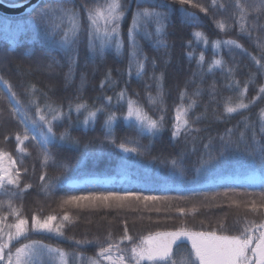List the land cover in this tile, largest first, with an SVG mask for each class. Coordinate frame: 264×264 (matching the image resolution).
I'll list each match as a JSON object with an SVG mask.
<instances>
[{"label":"trees","instance_id":"trees-1","mask_svg":"<svg viewBox=\"0 0 264 264\" xmlns=\"http://www.w3.org/2000/svg\"><path fill=\"white\" fill-rule=\"evenodd\" d=\"M74 2L79 5L83 0ZM262 2L147 0L138 8L137 0H132L119 28L122 48L113 44L102 60L90 58L86 18H82L79 56L72 65L43 31L38 34L28 26L30 12L19 17L0 14V153L17 167L15 183L0 187V218L12 220L16 212L28 227V239L23 237L14 246L43 243L64 252L67 264H79L81 258L97 259L99 248L75 241L119 244L125 228L137 244L157 233L175 231L239 236L248 229L259 236L258 226L264 224V185L218 181L253 172L264 176V167L239 153L217 161V151L203 146L211 142L218 150L220 136L242 144H251L253 136L264 137V92L260 91L264 71H258L264 64ZM160 4L166 7H150ZM251 4L256 7L250 8ZM144 9L164 12L168 20L157 23L154 18L138 17L139 47L133 60L129 28L133 14ZM71 27L66 21L64 30ZM53 57L58 63L49 69ZM121 93L123 99L118 101ZM241 99L247 107L226 111ZM129 101L157 122L164 117L157 135L137 137L130 126L134 123L125 119ZM78 105H83L79 111ZM89 111L96 117L88 118ZM109 112L116 117L111 124L116 143L138 147V152L125 153L105 138ZM178 112L181 128L173 138ZM50 124L57 137L65 135L67 143L58 142L53 148L45 135ZM111 177L117 180L108 185L67 184ZM109 193L127 199L90 198ZM71 195L89 198L70 201ZM145 196L157 199H142ZM48 216L56 217L51 232L37 231V221L43 223ZM128 243L124 240L120 247ZM177 250L188 255L190 247L182 244ZM119 254L113 248V255Z\"/></svg>","mask_w":264,"mask_h":264},{"label":"snow or ice","instance_id":"snow-or-ice-1","mask_svg":"<svg viewBox=\"0 0 264 264\" xmlns=\"http://www.w3.org/2000/svg\"><path fill=\"white\" fill-rule=\"evenodd\" d=\"M131 2L132 0H124L123 3L121 0H108L105 4H98L97 0H83L81 4L77 5L74 0H45L42 6L37 5L32 9L29 13L27 24L35 29L38 34L43 31L46 39L50 41L53 46L64 52L69 65H72L76 63L79 56L78 44L81 42L79 37L80 20L86 18L85 31L90 58H99L102 60L106 49L110 48L113 44H115L118 50L122 48V42L119 38V28ZM180 2L183 4L186 3L187 0H180ZM143 3H147V0H137L138 8ZM260 6L264 7V2H262ZM150 7L165 8L166 5H150ZM249 7L254 8L256 5L251 4ZM138 17L141 19L154 18L157 23L166 22L168 20L166 13L150 12L147 9L133 14L132 25L128 33L133 60L136 58L139 47L136 40V36L138 35ZM66 21L72 25L69 31L64 30ZM101 21H103V27L101 26ZM70 32L71 37L69 35ZM157 32H159V29H157ZM144 35L145 38L149 36L147 32H145ZM195 35L200 37L201 33L197 32ZM228 43H231V41ZM201 60H203V54H201ZM57 63L58 62L53 57L47 63V67L53 69ZM215 63L219 64L220 62L216 61ZM138 67L142 68V65H138ZM258 71H264V64L260 65ZM260 91L264 92V88H261ZM242 96L243 93H241V97ZM111 99V97H108L109 102ZM121 99H123V93L118 97V101ZM80 107H83V105L77 106L78 111ZM245 107H247V105H245L241 99L236 107H227L226 111L228 113H233L237 111V108ZM97 111L103 112V109H97ZM133 116H135L137 123L130 126L135 129L137 137L143 136L145 133L154 136L162 130L164 123L163 116H161L160 121L157 122L144 115L141 109L135 108L133 102L129 101L128 114L125 119L127 120ZM94 117H96V112L89 111L88 118ZM66 119L70 121L71 116L69 115ZM115 120V115L109 112L108 118L105 121V138H110L109 143L113 147H119L125 153L138 152V147H125L124 143H116L114 132L111 129V124ZM176 120L177 123L174 125V130L172 131L173 138L179 135V130L181 128V124L179 123V112L177 113ZM84 123L87 124V119ZM184 123L186 124L187 120H185ZM261 132H264V125L261 126ZM45 135L49 138V142L52 143L53 148L57 147L58 142L67 143L65 135L61 134L57 137L53 130V125L51 124ZM219 139L220 145L218 150L215 149V146L211 142L203 146L206 150L217 151L215 158L217 161L229 153H239L246 156L250 161H258L261 167H264V137L260 140H256L255 136H253L251 144H242L239 139L234 140L226 136H220ZM17 140H19V137H17ZM73 143H78V141L74 140ZM136 143H139L138 139ZM103 146V142H101V148H103ZM45 150L47 151V149ZM47 158L48 157L45 156V160H47ZM5 178H7L9 184L15 183L11 176H7V174L0 175V187H3ZM40 179L44 180L45 177L41 176ZM87 198L89 197L71 195L69 200L79 201ZM90 198L103 200L127 199V197H121L112 193L106 195L100 194ZM137 199H141V197H137ZM142 199L154 200L157 199V197L145 196L142 197ZM55 219V216H48L47 219L40 224V227L51 232L50 223ZM63 219L67 220V215H65ZM25 223L26 221L21 220L18 224L14 225L17 236L23 232V225ZM37 223L39 224L40 222L37 221ZM258 227L264 229V224ZM60 234L63 235L62 233ZM12 239L11 233L8 234L7 241L0 239V262H2V264H36L35 260L28 259L30 254L35 250V243L32 245L25 243L22 247L13 246L15 247L14 259L12 248L9 247ZM25 239H28V237H25ZM124 240H127L129 243L125 245L124 248H121L120 244H123ZM254 240L256 241L255 246H253ZM186 241L191 242V249L188 252L189 264H264V231H260L259 236L254 237L252 234H249L248 229H245L239 236L217 235L215 232L204 231L157 233L155 237H149L147 241H141V243L137 244L133 238L127 234V228H125L124 235L119 244H113L107 241L101 243L99 240L88 239L77 240L75 243L77 245L96 244L99 251L97 253V259L93 260L91 264H102L103 260L110 261L111 264H125L126 259L127 264H142L143 261H148L150 264H176L173 246L175 245L176 248H179L182 244H185ZM17 243H22V241H17ZM5 248H8L7 253H5ZM113 248H116L120 253L115 259L113 258ZM52 251V249H48V252ZM249 252H251V255H249ZM125 253H127V257ZM60 255L63 256L64 253L61 252ZM80 264H86V261L81 258Z\"/></svg>","mask_w":264,"mask_h":264},{"label":"rangeland","instance_id":"rangeland-1","mask_svg":"<svg viewBox=\"0 0 264 264\" xmlns=\"http://www.w3.org/2000/svg\"><path fill=\"white\" fill-rule=\"evenodd\" d=\"M100 23H101V26L103 27V21H101ZM127 108H128V103H127ZM127 121L133 122L134 124L137 123L135 116L128 118ZM5 174H7V176H11L15 181L17 179V167H16L14 160L9 159V157L6 154L0 153V175H5ZM124 179L126 178H121L119 179V181H122ZM113 181H116V178L114 177L103 178V179L94 178V179H83L80 181L74 180V181L68 182L67 184L71 187L80 188V187H85L86 185L88 186L108 185V184H111ZM223 182H234L236 184H244V185H248L251 187H261L264 185V176L260 175L257 172H253L245 177H230L229 176V177L220 179L218 181V183H223ZM213 183L214 181L210 183H206L205 185L213 184ZM3 184H9L7 182V178H5ZM20 221L21 219H19V216L18 214H16V212H14L12 220H10L9 217L7 216L4 218H0V239H2L3 241H7L8 234L11 233L13 239L11 243L9 244V247L12 248L14 259H15L14 257L15 248H13L14 244H16L17 241H20L26 235H28V231H27L28 227H27V223H25L23 225V232L19 236H17L16 228L14 227V225L18 224ZM40 224L42 223L36 224L37 231L49 232L47 229L41 228ZM51 227H52V223H50V228ZM261 231H264V229H261ZM33 243H35V250L30 254L28 259L35 260L36 264H43L42 262L43 259L46 260L49 264H67V257L65 253L63 252L64 253L63 256L60 255V253L62 252L61 250L45 245L43 243H39V242H28L26 244L32 245ZM186 244L191 249V242L186 241ZM22 246L23 245L21 244L17 247H22ZM173 248H176L175 245ZM48 249H52L53 251L48 252ZM56 250H59V251H56ZM7 252H8V248H5V253ZM174 252H175L174 259L176 261V264H189L187 263L188 258H186V255H180V252L177 249H174ZM116 256L118 255H113V258L115 259ZM84 260L86 261V264H91V262L93 261V259H87V258H84ZM0 264H2V262H0ZM102 264H111V262L107 260H103ZM125 264H127V261H125ZM142 264H150V262L143 261Z\"/></svg>","mask_w":264,"mask_h":264},{"label":"water","instance_id":"water-1","mask_svg":"<svg viewBox=\"0 0 264 264\" xmlns=\"http://www.w3.org/2000/svg\"><path fill=\"white\" fill-rule=\"evenodd\" d=\"M40 1L41 0H25L17 4H9L0 0V14L8 17H19L31 12L32 9L36 7Z\"/></svg>","mask_w":264,"mask_h":264},{"label":"flooded vegetation","instance_id":"flooded-vegetation-1","mask_svg":"<svg viewBox=\"0 0 264 264\" xmlns=\"http://www.w3.org/2000/svg\"><path fill=\"white\" fill-rule=\"evenodd\" d=\"M255 243L256 242H254V244H253V246H255ZM186 244V243H185ZM187 245V244H186ZM174 249H177V248H174ZM249 255H251V252H249ZM186 258H188V261H187V263H189V256L188 255H186ZM194 259V258H193Z\"/></svg>","mask_w":264,"mask_h":264}]
</instances>
